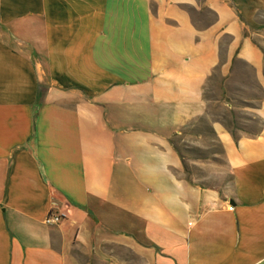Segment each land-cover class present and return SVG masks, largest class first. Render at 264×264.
Masks as SVG:
<instances>
[{
    "label": "crops",
    "instance_id": "0c3cea01",
    "mask_svg": "<svg viewBox=\"0 0 264 264\" xmlns=\"http://www.w3.org/2000/svg\"><path fill=\"white\" fill-rule=\"evenodd\" d=\"M263 45L264 0H0V264H264ZM215 74L222 189L172 141Z\"/></svg>",
    "mask_w": 264,
    "mask_h": 264
},
{
    "label": "rangeland",
    "instance_id": "374dc122",
    "mask_svg": "<svg viewBox=\"0 0 264 264\" xmlns=\"http://www.w3.org/2000/svg\"><path fill=\"white\" fill-rule=\"evenodd\" d=\"M246 72L250 74L249 70ZM249 95L250 93L235 90L227 97L222 90L221 77L218 74L213 76L207 85L206 96L211 99L208 116L187 125L172 140L181 152L189 179L215 189L228 185L229 169L211 123L220 121L231 127L234 133L239 131L240 126L256 130L259 123L251 119L247 109L255 106L257 102L244 101ZM254 95L260 96V93ZM226 104H232L234 109L230 111Z\"/></svg>",
    "mask_w": 264,
    "mask_h": 264
},
{
    "label": "built area",
    "instance_id": "2783aa9c",
    "mask_svg": "<svg viewBox=\"0 0 264 264\" xmlns=\"http://www.w3.org/2000/svg\"><path fill=\"white\" fill-rule=\"evenodd\" d=\"M57 204L54 203L52 209L50 210L49 214L45 218V223L49 225L58 224L62 221L64 214L60 211L56 210ZM230 210H233L232 207H230Z\"/></svg>",
    "mask_w": 264,
    "mask_h": 264
},
{
    "label": "trees",
    "instance_id": "16d2710c",
    "mask_svg": "<svg viewBox=\"0 0 264 264\" xmlns=\"http://www.w3.org/2000/svg\"><path fill=\"white\" fill-rule=\"evenodd\" d=\"M178 151H179V149H177ZM180 152V151H179ZM180 154H181V152H180ZM181 157H182V155H181Z\"/></svg>",
    "mask_w": 264,
    "mask_h": 264
}]
</instances>
